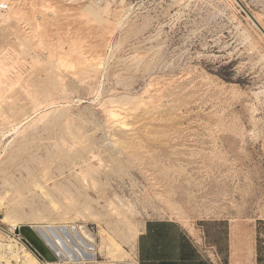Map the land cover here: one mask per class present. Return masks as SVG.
Instances as JSON below:
<instances>
[{
  "label": "rangeland",
  "instance_id": "rangeland-1",
  "mask_svg": "<svg viewBox=\"0 0 264 264\" xmlns=\"http://www.w3.org/2000/svg\"><path fill=\"white\" fill-rule=\"evenodd\" d=\"M7 3L9 12L0 11L9 18L0 19V234L16 235L2 221L6 211L19 227L33 223L49 204L44 192L98 217L76 224L107 230L122 225L125 210L111 206L120 199L136 209L132 225L173 220L200 242L196 225L207 224L222 247L227 228L256 236L264 264V37L242 9L264 28V0H127L101 7V27L81 19L87 4ZM120 98L136 104L125 99L121 109L112 102ZM15 100L23 108L12 127L5 122ZM114 107L128 119H117L124 127L104 115ZM95 235L97 261L115 260Z\"/></svg>",
  "mask_w": 264,
  "mask_h": 264
},
{
  "label": "bare ground",
  "instance_id": "bare-ground-1",
  "mask_svg": "<svg viewBox=\"0 0 264 264\" xmlns=\"http://www.w3.org/2000/svg\"><path fill=\"white\" fill-rule=\"evenodd\" d=\"M1 2H6L7 3V0L6 1H4V0H1ZM13 2V1H12ZM11 2V3H12ZM10 3V4H11ZM8 4V3H7ZM15 4V3H14ZM94 6V7H93ZM106 6V5H105ZM102 6H98V5H95V4H87L85 7H84V9L79 13L80 14V16H81V19H82V17H84V18H86V23L87 24H92V25H95V26H97V27H101V26H103L104 24H105V20L103 19V14H105L106 13V7H103V8H101ZM11 10V9H10ZM54 10H51L50 12H53ZM8 12H9V9H8ZM10 12H12V11H10ZM2 13V12H1ZM6 13V12H5ZM12 13H14V12H12ZM54 13V12H53ZM11 14V13H10ZM51 14V13H50ZM1 15H3V14H1ZM14 15V14H13ZM21 15V14H20ZM107 17H108V15H106ZM0 17H2V16H0ZM15 17V16H14ZM17 17H18V15H17ZM16 17V18H17ZM36 17H38V16H36ZM8 17L7 16H5V17H2V18H0V19H2V20H6ZM253 18L255 19V21L258 23V25L262 28V26H261V24H260V20H259V18H257V17H255V16H253ZM15 19V18H14ZM113 19V18H112ZM249 19V18H248ZM8 20H9V18H8ZM8 20H6L7 22H8ZM2 22V21H1ZM6 22H4V23H1V24H5ZM0 24V25H1ZM252 24H253V22H252ZM254 26H255V24H253ZM36 27H37V25H36ZM256 27V26H255ZM38 28V27H37ZM36 29V28H35ZM262 29H264V28H262ZM35 31V30H34ZM37 31V30H36ZM33 33V32H32ZM260 34L264 37V35L260 32ZM30 36H32V35H30ZM34 37V36H33ZM35 38H36V36H35ZM33 39V38H32ZM37 39V38H36ZM35 39V40H36ZM33 41H34V39H33ZM38 42V41H37ZM18 43H19V41H18ZM19 44H21V43H19ZM22 45V44H21ZM23 46V45H22ZM22 46H20L21 48H22ZM24 48V47H23ZM22 48V49H23ZM27 49V48H26ZM26 49H24V52L23 53H25V52H28V51H25ZM5 50L6 49H3V51H1V52H5ZM23 51V50H22ZM0 52V54L2 55V53ZM0 55V56H1ZM98 58V57H97ZM60 59V58H59ZM98 60V59H97ZM101 60V59H100ZM59 62H61V60L59 61ZM87 62V61H86ZM84 63V65L85 64H87V65H89V63L91 62H89V63ZM6 63V62H5ZM91 63H93V61L91 62ZM90 63V64H91ZM64 64V63H63ZM63 64H62V66H63ZM98 64H100V63H98ZM97 64V65H98ZM5 65V64H4ZM58 65H61V64H58ZM66 65V64H65ZM64 65V66H65ZM93 66H91L92 68H96L97 69V66H96V62H94L93 64H92ZM91 67H90V69H91ZM100 67V66H99ZM8 71V70H7ZM4 73V72H3ZM5 73H6V71H5ZM4 73V74H5ZM4 74H2V75H4ZM7 74V73H6ZM2 75H1V77H2ZM4 77V76H3ZM58 81L57 82H59V81H61V79L60 78H56ZM60 79V80H59ZM4 81V80H3ZM16 81V80H15ZM15 81L13 82L14 84H12L11 83V85H15ZM22 81V79L20 80V81H18V82H16V84H18L19 82H21ZM22 82H24V81H22ZM57 82H55V83H57ZM6 83H7V81H6ZM10 83V82H9ZM60 83V82H59ZM62 83V82H61ZM22 84V83H21ZM3 86H5L4 84H3ZM22 86V85H21ZM20 86V87H21ZM12 88V87H11ZM21 88H23V87H21ZM8 89V88H7ZM7 91H9V90H7ZM10 91H11V89H10ZM20 91H21V89H20ZM59 91V90H58ZM57 91V92H58ZM62 92H64V95L62 94V98H64V96H65V91L62 89L61 90ZM1 92V91H0ZM16 92V91H15ZM36 92V91H35ZM35 94V93H34ZM47 94V93H46ZM2 95H6V94H0V97L2 96ZM24 95L27 97L28 95H26V93H24ZM32 95H33V93H32ZM39 94H37V96H38ZM56 95H57V93H56ZM60 94L58 93V96H59ZM68 95V94H67ZM37 96H35L36 98H37ZM40 96V95H39ZM2 97H5V96H2ZM9 97V96H8ZM31 97H33V96H31ZM44 97V96H43ZM46 97L47 96H45V99H46ZM50 97V96H49ZM66 97V96H65ZM141 97V96H140ZM7 98V97H6ZM29 98V97H28ZM28 98H27V100H28ZM41 98V97H40ZM1 100H2V98H0ZM5 99V98H4ZM3 99V100H4ZM11 99V98H10ZM9 98H8V100H10ZM34 99V98H33ZM32 98H31V101L33 100ZM37 99H39V98H37ZM45 99L44 100H42V103L41 102H39V103H41L42 105H40L39 104V106L40 107H42L43 106V104L45 105V103L47 104V102H48V100H46L45 101ZM51 99V98H50ZM111 99V98H110ZM126 99V101H129V100H132V98H120V99H118V100H116V101H112V102H117V106H119L118 105V103H122V105H120V107H121V109H123L124 107H122L123 106V100H125ZM137 99V98H136ZM141 99V98H140ZM1 100H0V102H1ZM6 100V99H5ZM8 100H6V101H4V102H6L7 103V101ZM29 100H30V98H29ZM112 100V99H111ZM111 100H109V103L111 102ZM134 100V101H133ZM132 101H133V104L135 103V99H133ZM11 101V100H10ZM34 101V100H33ZM32 101V102H33ZM38 101H41V100H38ZM43 101H45V103H43ZM51 101V100H50ZM137 101V100H136ZM36 102V101H35ZM53 102H54V99H53ZM53 102H51V103H53ZM111 102V103H112ZM6 103H4L5 105L4 106H6ZM131 103V102H130ZM143 103V102H142ZM3 104V103H2ZM49 104H50V102H49ZM106 104V103H105ZM115 104L116 103H114V105L113 106H115ZM136 104V103H135ZM34 104H32L31 106L32 107H35V106H33ZM36 105H38V103L36 104ZM48 105V104H47ZM126 105H127V103H126ZM128 105H130V104H128ZM2 106V105H1ZM39 106H36V108L38 107L39 108ZM46 106V105H45ZM44 106V107H45ZM112 106V105H111ZM47 107V106H46ZM119 107V108H120ZM134 106H132V109H131V106H130V109H131V111H133V113L135 112L134 111V108H133ZM1 108V107H0ZM23 108V104L22 103H20V102H18L17 100H15L13 103H11V105L9 106V114H11V113H13V114H11L9 117H7L6 119H7V121L6 120H4V122L5 123H7V125L9 126V124L8 123H11L12 125V127H16V125H18L19 123L17 122V123H15V125H14V115L19 111V110H21ZM119 108H118V110H119ZM136 108V107H135ZM40 109V108H39ZM107 109H108V106H107ZM106 108H105V110H104V112L105 111H108V112H105L104 113V115L107 113V114H109L108 116H110L111 118H109V117H106V118H109V119H111V121H112V119H118V120H120V119H122L123 120V118L125 119V117H122V116H120L121 114H122V111H121V113L120 112H118V111H116V109L117 108H115L114 107V109L113 110H107ZM129 108H127V110H128ZM1 111H0V115H2V111H4V110H2V109H0ZM33 110V109H32ZM31 110V111H32ZM34 110H35V108H34ZM36 110H38V109H36ZM35 110V111H36ZM136 110V109H135ZM120 111V110H119ZM129 111V110H128ZM131 111H129L130 113H131ZM11 112V113H10ZM20 112V111H19ZM124 112H126V111H124ZM23 113V112H22ZM51 113V112H50ZM49 113V114H50ZM20 114V113H19ZM45 114H47V113H45ZM45 114H43V115H45ZM107 114H106V116H107ZM124 114V113H123ZM127 114V113H126ZM126 114H124L123 116H127ZM4 115H5V113H4ZM135 115V114H134ZM47 116V115H46ZM22 117H24L23 119H26V117H27V115L26 114H24ZM42 117H45V116H41L39 119H42ZM133 117V116H132ZM3 118V117H2ZM2 118H0V119H2ZM128 118H130V117H128ZM10 119V120H9ZM9 120V121H8ZM115 120V121H116ZM117 120V121H118ZM126 120H128V119H125V121H124V123L126 122ZM2 121V120H1ZM116 121V122H117ZM121 121V120H120ZM3 122V121H2ZM1 122V123H2ZM108 122V121H107ZM110 122V121H109ZM113 123H114V121H112ZM115 122V123H116ZM122 123V122H121ZM119 121H118V124H121ZM106 124V123H105ZM117 124V123H116ZM115 124V125H116ZM117 124V125H118ZM123 124V123H122ZM121 124V125H122ZM126 124V123H125ZM108 125V124H107ZM106 125V126H107ZM112 126V124H111V126L112 127H116V126ZM121 125H120V127H121ZM29 126V125H28ZM27 126V127H28ZM125 125L123 124L122 125V127H124ZM127 126V125H126ZM11 127V128H12ZM117 127H119V125L117 126ZM121 127V128H122ZM30 128H31V126H30ZM32 129V128H31ZM31 129H28V130H31ZM108 129V128H107ZM106 129V130H107ZM117 129V128H116ZM27 130V131H28ZM14 131V130H13ZM24 131V130H23ZM23 131H22V134H23ZM33 131V130H32ZM16 132V131H15ZM21 132V131H20ZM19 133V132H18ZM17 133V134H18ZM25 133V132H24ZM17 134H15L16 135V137L18 136ZM108 134V133H107ZM113 137V136H112ZM15 138V137H14ZM70 149V148H69ZM66 151H68V150H66ZM70 152V151H69ZM73 153V152H72ZM91 153V152H90ZM92 156V153L90 154V157ZM78 160V159H77ZM93 160V159H92ZM92 160H89L90 162L92 161ZM83 161V160H82ZM82 163H84V161L82 162ZM80 164V163H79ZM83 165H86V164H83ZM78 166V165H77ZM80 166L81 165H79V169H80ZM82 167V166H81ZM90 168V167H89ZM88 168V169H89ZM95 169V168H94ZM82 170V169H81ZM90 170V169H89ZM91 170H92V168H91ZM83 171H87V169L86 170H84L83 169ZM82 171V172H83ZM40 193H42V192H40ZM43 194V193H42ZM44 195L46 196V198L48 199V201H49V204L47 205V207L45 208V210L42 212V211H37V212H35V213H33V215H31V217H32V220L34 221L33 223H31L29 226L33 229V230H35L37 233H39L40 235H42V236H45L46 235V233L48 232V230H49V228H55V229H62V228H64V229H69V230H71V229H81V231H82V233H83V235L84 236H86L87 238H91V236L83 229V227H82V225H80V224H76V221H78L79 220V218H81V219H85V218H98L97 217V215L96 214H94V213H91L87 208H81L79 205H77L76 203H70V202H67V203H60L59 201H57V200H55V199H53V197L48 193V192H44ZM117 198V197H116ZM1 201V200H0ZM73 202V201H72ZM118 203H119V205L118 206H120V207H118V206H115L114 207V205H111V206H113V209H115V210H120V209H123V210H125V212H123V214H121L122 215V221H121V226H119V227H115V228H113V229H109V230H107V229H105V228H99L97 225H96V223H93L92 225L94 226V233L95 234H99L100 235V237H101V244H100V249L101 250H103L105 253H106V255H108V256H110V257H112V258H114L115 260H113V261H110V262H106V263H103V262H99V261H96L94 264H115V263H117V262H120V263H117V264H137V260H136V251H135V246H136V240H137V237H138V235H139V233L141 232V230H142V228H143V225H144V223L142 222V224L140 223V224H137V225H132L131 223H130V220H132L133 221V219L131 218V219H128V215L129 216H134V213L136 212L135 210V212L133 211V205H131V203L129 204V203H123L120 199H118ZM111 204V203H110ZM14 208V207H13ZM45 211H48V215H45ZM174 212V214H176V215H179L180 214V212L178 211V209H176L175 208V210L173 211ZM121 213H122V211H121ZM126 213H128V214H126ZM139 214V213H138ZM137 215V214H136ZM135 217V216H134ZM139 218V217H138ZM93 219V220H94ZM3 222H5V223H7V224H10V227H11V230L13 231V230H17L18 228H19V226H18V224H17V221L16 220H14V219H12L11 217H10V215H9V213L6 211V213H5V217L3 218V220H2ZM136 221V220H135ZM139 221H141V220H139ZM190 221V220H189ZM136 222H138V221H136ZM183 222V221H182ZM91 225V224H90ZM124 228L126 229V231L124 230ZM192 230V229H191ZM194 230V229H193ZM198 233V232H197ZM4 235H5V237H3L1 234H0V264H44L43 263V261H41L38 257H37V255L35 254V253H33L23 242H21V240H20V238L17 236V235H13L12 233H9V232H6V233H3ZM66 238L68 239V237L66 236ZM200 239V238H199ZM58 241V243L61 245V240H57ZM122 243L125 245V247H127L126 249H125V247L122 245ZM49 244L53 247V249L54 250H56V251H59V249H58V247L57 246H54V245H52L50 242H49ZM97 244V243H96ZM97 248H98V245H97ZM49 264H52V263H49Z\"/></svg>",
  "mask_w": 264,
  "mask_h": 264
},
{
  "label": "crops",
  "instance_id": "crops-1",
  "mask_svg": "<svg viewBox=\"0 0 264 264\" xmlns=\"http://www.w3.org/2000/svg\"><path fill=\"white\" fill-rule=\"evenodd\" d=\"M196 231L200 242L176 221L148 219L136 240L137 264H211L200 244L213 249L220 264H261L256 236L236 237L227 228L222 247V240L214 239L207 224L196 225Z\"/></svg>",
  "mask_w": 264,
  "mask_h": 264
},
{
  "label": "built area",
  "instance_id": "built-area-1",
  "mask_svg": "<svg viewBox=\"0 0 264 264\" xmlns=\"http://www.w3.org/2000/svg\"><path fill=\"white\" fill-rule=\"evenodd\" d=\"M127 0H62L66 5H84L95 4L98 6L109 5L118 6L125 3ZM8 4L6 2H0V11H7ZM83 229L91 236L87 238L83 235L81 229H55L49 228L45 236L40 235L35 230V233L39 236L45 246L50 250L55 260L53 262H46L43 259L44 264H94L98 260L97 256V244L96 235L94 233V227L89 224H80ZM68 237V239L66 238ZM20 238V236H18ZM61 240V245L57 240ZM22 241V239L20 238ZM49 242L57 246L59 251L53 249ZM204 254L207 256L211 264H220V259L213 249L202 246ZM209 250L210 255L206 250Z\"/></svg>",
  "mask_w": 264,
  "mask_h": 264
},
{
  "label": "water",
  "instance_id": "water-1",
  "mask_svg": "<svg viewBox=\"0 0 264 264\" xmlns=\"http://www.w3.org/2000/svg\"><path fill=\"white\" fill-rule=\"evenodd\" d=\"M239 3V2H238ZM242 9L248 16V18L255 24L259 31L264 35V30L258 25L252 15L242 6ZM16 235H20L22 242L37 255L38 258L45 260L46 262H53L54 256L50 250L45 246L39 236L30 226H21L15 230Z\"/></svg>",
  "mask_w": 264,
  "mask_h": 264
}]
</instances>
